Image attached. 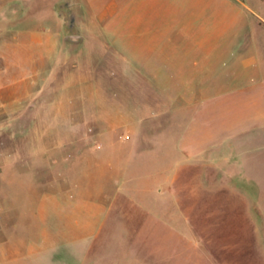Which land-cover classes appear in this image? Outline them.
<instances>
[{
	"label": "crops",
	"instance_id": "obj_1",
	"mask_svg": "<svg viewBox=\"0 0 264 264\" xmlns=\"http://www.w3.org/2000/svg\"><path fill=\"white\" fill-rule=\"evenodd\" d=\"M84 2L81 34L103 58L120 53L108 33L121 6L131 25L146 19L154 55L117 66L134 75L145 67L141 75L175 90L157 97L166 110H130V118L122 110H50L84 118L51 123L49 138L36 128L40 135L19 140L18 155L4 154L3 186L16 182L12 160L18 174L36 172L34 184L19 186L27 213L6 238L9 264H236V255L240 264H264V0L258 9L253 0ZM22 52L15 66L27 65ZM37 53L35 61L47 58ZM10 60L3 55L6 66ZM92 113L118 117L92 127ZM162 115V123L143 124ZM121 130L134 138L118 139ZM243 179L257 185H234Z\"/></svg>",
	"mask_w": 264,
	"mask_h": 264
},
{
	"label": "rangeland",
	"instance_id": "obj_2",
	"mask_svg": "<svg viewBox=\"0 0 264 264\" xmlns=\"http://www.w3.org/2000/svg\"><path fill=\"white\" fill-rule=\"evenodd\" d=\"M251 5L258 9L259 0H253ZM89 10L84 0H0V264H9L10 259L4 256L6 238L13 235L14 230L18 232L19 218L27 213L19 209L26 203V195L18 192L19 186L21 182L34 184L36 175L35 171L28 172V177L18 174L20 163L15 159L10 164V171L16 182L11 188L3 186L4 154L18 155L19 140L34 139L35 133L40 135L36 128H44L41 132H47L49 138L50 132L45 128H50L51 123L62 126L71 117L75 121L84 118L83 115H53L50 110H122L125 114L120 118H130V110H166L157 97L167 90H175L174 83L167 84L159 78L141 75L145 74V67L138 68L140 75H134L133 68L117 66L132 59L133 55L145 60L154 55V41L147 34L146 19L140 27L131 25L130 14L121 6L108 33L114 36L112 43L119 47L120 53L114 55L112 51H104V59L98 50L93 49L98 44L93 45L88 35L81 34ZM90 19L100 24L92 13ZM35 38L41 39L37 48ZM23 50L26 51L27 65L15 66L14 59L22 55ZM40 50L47 53V58L35 61ZM4 54L10 56V66L4 63ZM80 78L89 82H77ZM174 103L179 107V100ZM87 117H90L92 127H98V118L114 119L118 116L92 113ZM164 119L163 115L160 118L148 116L143 124L162 123ZM174 124L172 139L179 132L178 123ZM91 133L97 135L98 131L93 129ZM117 138L130 141L134 136L130 131L121 130ZM21 171H26L25 166ZM235 181V186L257 185L255 180ZM219 186H226V180L220 178ZM13 191L17 193L11 194ZM219 245L221 248L223 244L220 242ZM219 253H222L221 249ZM240 257L236 255V264H240Z\"/></svg>",
	"mask_w": 264,
	"mask_h": 264
}]
</instances>
